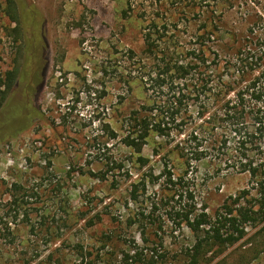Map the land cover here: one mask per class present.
Masks as SVG:
<instances>
[{
	"label": "rangeland",
	"instance_id": "1",
	"mask_svg": "<svg viewBox=\"0 0 264 264\" xmlns=\"http://www.w3.org/2000/svg\"><path fill=\"white\" fill-rule=\"evenodd\" d=\"M150 22H167V37L179 50L195 46L207 28V45L220 52L221 61L231 59L241 43L264 45V0H0V80L18 70L0 108V264H125L134 245L147 257L168 253L169 261L181 262L192 241L186 229L164 222L160 239L152 232L145 244L125 224L129 214L150 208L154 190L147 188L133 204L130 183L150 170L160 184L161 156L181 173L176 145H184L190 132L170 145L152 136L139 152L149 160L143 169L139 153L131 155L117 142L128 114L151 98L145 84L155 61L144 55L142 39ZM106 125L116 141L107 142ZM101 152L126 164L130 178L124 170L105 173V181L92 177L90 171H106ZM196 166L198 204L209 215L247 186V175L214 176L208 159ZM16 185L21 190L12 194ZM32 192L37 197L28 198ZM78 212L89 218L99 213L102 221L86 228ZM26 213L35 222L34 235ZM42 214L51 237L38 226ZM261 259L264 264V253Z\"/></svg>",
	"mask_w": 264,
	"mask_h": 264
},
{
	"label": "trees",
	"instance_id": "2",
	"mask_svg": "<svg viewBox=\"0 0 264 264\" xmlns=\"http://www.w3.org/2000/svg\"><path fill=\"white\" fill-rule=\"evenodd\" d=\"M16 21L12 18V22ZM169 31L167 22H150L145 28L143 53L155 61L145 84L150 101L128 114L122 137L118 139L108 125L105 131L107 142L118 139L119 145L132 155L139 153L152 136L170 145L176 136L185 135L189 130L184 145H176L184 170L176 174L169 167L167 156H161L160 184L150 170L132 181L128 199L133 204L147 194V188L154 190L148 196L150 208L129 214L126 227H135L145 244L152 232L160 239L158 233L164 222H169L174 230L186 229L192 241L183 248L179 264H261L264 253V45L255 48L241 43L231 59L224 57L221 61L220 52H214L207 45L210 40L207 28L196 38V45L186 50L175 47L171 36L167 37ZM17 74L14 67L0 80V108L15 86ZM104 154L101 152L106 171H90L92 177L105 181V173L124 170L130 178L126 164ZM154 155H159L156 149ZM205 159L214 162V176L222 171L248 176L247 186L229 196L212 215L197 200L201 192L194 173L196 163ZM136 162L143 169L149 160L139 153ZM112 182L118 186L115 180ZM20 190L21 186L16 185L11 192L18 194ZM35 196L32 192L28 198ZM25 197L26 192L21 198ZM77 215L86 228L102 221L99 213L90 218L86 212ZM25 216L30 234L34 235L35 222H31L27 213ZM44 216H40L38 226L45 227V235L51 237ZM239 242H242L239 247L216 260ZM76 247L82 249L79 245ZM132 247L135 252L124 255L125 264H175L176 258L169 261L168 253L152 252L147 257L143 250Z\"/></svg>",
	"mask_w": 264,
	"mask_h": 264
},
{
	"label": "flooded vegetation",
	"instance_id": "3",
	"mask_svg": "<svg viewBox=\"0 0 264 264\" xmlns=\"http://www.w3.org/2000/svg\"><path fill=\"white\" fill-rule=\"evenodd\" d=\"M27 14H28V13H27ZM27 14H26V15H27Z\"/></svg>",
	"mask_w": 264,
	"mask_h": 264
}]
</instances>
